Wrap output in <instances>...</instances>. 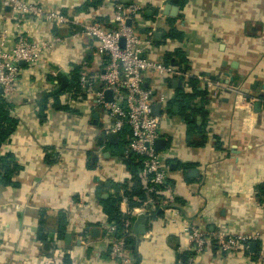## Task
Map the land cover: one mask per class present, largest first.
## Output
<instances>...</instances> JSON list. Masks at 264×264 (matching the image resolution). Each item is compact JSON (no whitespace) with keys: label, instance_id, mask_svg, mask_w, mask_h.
Returning <instances> with one entry per match:
<instances>
[{"label":"crops","instance_id":"1","mask_svg":"<svg viewBox=\"0 0 264 264\" xmlns=\"http://www.w3.org/2000/svg\"><path fill=\"white\" fill-rule=\"evenodd\" d=\"M2 1L0 31L8 30L10 43L19 34L32 43L52 37L61 42L44 56L45 62L19 64L17 88L9 99L18 122L0 146V158L10 156L17 168L6 185L0 176V264H117L108 256L102 227L109 223L98 200L113 194L111 184L129 178L107 146L111 121L81 89L64 92L57 101L52 97L68 86L75 68L79 76L102 72L103 58L95 41L74 37L79 25L56 27L40 18L16 16ZM23 1L79 24L105 26L110 25L115 4H136L140 11L131 26L141 35L156 26L155 32L162 34L149 48L151 59L164 63L165 55L180 52L184 63L175 57L170 65L190 78L220 80L225 86L217 96L205 88L206 140L203 147L194 148L186 141L179 107L170 103L183 83L148 78L146 86L166 93V111L172 108L157 142L159 150L167 152V185L175 204L146 215L145 234L138 241L133 235L135 264H177L188 258L197 264H264V194L258 192L264 184V0H98L95 8L85 11L78 10L91 0ZM168 4L179 8L176 17L159 14L160 6ZM170 27L179 39L164 40ZM119 142L117 134L116 144L109 145ZM129 210L127 203H120L122 215ZM41 211L49 217L65 215L70 249L64 236L57 239L49 233V250L37 239ZM192 226L210 233L244 234L250 237L248 248L237 254L209 248L196 256L188 249L185 231Z\"/></svg>","mask_w":264,"mask_h":264},{"label":"built area","instance_id":"2","mask_svg":"<svg viewBox=\"0 0 264 264\" xmlns=\"http://www.w3.org/2000/svg\"><path fill=\"white\" fill-rule=\"evenodd\" d=\"M2 5L10 8L16 16L40 18L56 27L70 23L79 25L74 37L95 41L97 53L103 58L102 72L92 76L80 75L78 84L91 104L99 108L111 121L106 130L108 133L119 135L124 130L129 132L128 143L124 147L122 156L124 159L129 155L135 157L138 176L146 193L143 201L135 199L140 203L139 206L123 215L122 231L117 232L115 224H107L102 230L109 258L117 264H135L134 254L126 244V239L133 237L134 219L140 214L148 215L157 208L175 204L173 189L167 185L168 169L165 161L167 152L160 151L156 147L161 137V123L166 120L169 96L160 92V88L155 85L146 86V82L151 77L164 80L177 79L183 83L184 91L188 92L190 87L187 83L190 75L177 66L155 61L148 56L156 26H151V29L141 35L133 26L127 25V21H132L140 11V7L136 4L128 6L115 4L109 26L98 22L79 24L70 17L23 0H3ZM162 9L160 6V15ZM7 35V29L0 31V98L9 103L17 88L21 71L19 64L37 65L41 61L45 62L44 56L51 53L61 40L52 37L41 43H32L23 34H19L10 43ZM52 76L56 77L57 73H53ZM197 80L213 96H217V93L225 88L220 80L211 81L201 77ZM107 91L111 93L110 101L105 98ZM254 101V99L250 100L251 103ZM154 105H159L158 116L152 114ZM120 162L123 173L129 175L121 159ZM121 202L127 203V198L122 197ZM185 231L188 249L196 256L209 248H215L224 254H237L247 250L250 241V237L244 234L210 233L196 226L189 227ZM177 264L197 263L192 258H188L186 261L180 260Z\"/></svg>","mask_w":264,"mask_h":264},{"label":"trees","instance_id":"3","mask_svg":"<svg viewBox=\"0 0 264 264\" xmlns=\"http://www.w3.org/2000/svg\"><path fill=\"white\" fill-rule=\"evenodd\" d=\"M98 0H91L85 3L78 11L88 10L89 7L95 8L98 4ZM182 4V3H181ZM180 35L176 33L171 27L164 36L165 41H170L172 39H179ZM175 57L179 58V63H184L183 56L180 52H176L175 56L169 54L164 56V64H172L175 61ZM174 60V61H173ZM78 68L70 74V83L68 86H64L58 92L53 94V98L57 101L58 96L64 92L74 90L76 93L80 86L78 84L79 80ZM190 87V94H185L183 87L179 86L174 90V97L170 101L171 105H177L179 107V115L186 124V141L189 146L194 148L203 147L205 144V125L207 122V112L204 109V105L209 102V96L206 92L205 87L201 88L198 81L194 78H189L188 83ZM73 92V91H72ZM199 98V102L196 103L195 99ZM168 113H172V108L167 109ZM17 119L11 115V105L4 99L0 98V146L8 142L9 137L15 130L17 126ZM129 132L127 130L122 131L119 134L120 151L119 146L109 145L107 146L112 149V154L117 156L122 160L125 165L126 170L129 172V178L122 183L111 184L113 194H110L107 198H101L99 196L98 200L102 206V211L107 217V222L109 224H115L117 232L123 230V215L119 211V205L122 201V197L127 198L128 207L134 208L140 205L135 199L143 201L146 198L145 187L138 176V164L135 162V157L129 155L127 158H123L124 147L128 143ZM123 147V148H122ZM16 165L14 164L10 156H5L0 158V169H1V182L3 184H8L9 177L16 170ZM103 188H106L103 186ZM259 196L264 194V184L258 187ZM158 208L155 209L154 213H157ZM67 221L64 214H58L56 217H49L44 214L43 211L39 214L38 220V232L37 239L43 244L46 250L51 248V240L48 239V234L52 233L56 235L57 239H61L64 236ZM126 244L128 248L135 252V241L132 238L126 239ZM184 259L183 261H186ZM55 264V263H51ZM63 264H69L68 260H65Z\"/></svg>","mask_w":264,"mask_h":264},{"label":"water","instance_id":"4","mask_svg":"<svg viewBox=\"0 0 264 264\" xmlns=\"http://www.w3.org/2000/svg\"><path fill=\"white\" fill-rule=\"evenodd\" d=\"M171 1L174 2L175 0H171ZM162 11H163L162 14L164 16L176 17L177 13L179 11V8L177 6L168 4V5H166L163 8ZM127 25H129V26L131 25V21L130 20L127 21ZM161 38H162V34L160 32H155L152 35V41L153 42H160ZM229 76L230 75H228V77ZM253 85H255V83ZM252 89L255 90V88H252ZM105 98H106L107 101L111 100V93L109 91L105 92ZM259 105H260L259 103L255 104V111H258L257 107ZM174 111L177 112L178 108L174 107ZM152 114L154 116H158L159 115V105L152 106ZM108 141H109L110 144H116V142H117V134L110 133L108 135ZM158 145H159V142L156 143V147L157 148L159 147ZM103 197L105 198L106 196L104 195ZM148 219H149L148 216H146L145 214H140V215L137 216V218H136V220L134 222V225H133V229H132L133 235L135 236L137 241L140 239L141 236H143L145 234L146 225H147ZM69 241H70V235L69 234H65L64 235V244H65V246L68 249H70V242Z\"/></svg>","mask_w":264,"mask_h":264}]
</instances>
